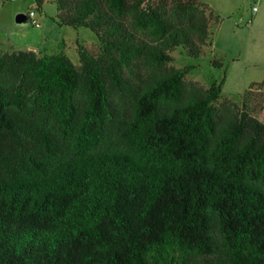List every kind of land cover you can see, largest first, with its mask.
<instances>
[{"label": "trees", "instance_id": "1", "mask_svg": "<svg viewBox=\"0 0 264 264\" xmlns=\"http://www.w3.org/2000/svg\"><path fill=\"white\" fill-rule=\"evenodd\" d=\"M49 1L99 44L77 65L0 52V264H264V108L244 102L264 81L235 104L171 65L219 17L199 0Z\"/></svg>", "mask_w": 264, "mask_h": 264}, {"label": "rangeland", "instance_id": "2", "mask_svg": "<svg viewBox=\"0 0 264 264\" xmlns=\"http://www.w3.org/2000/svg\"><path fill=\"white\" fill-rule=\"evenodd\" d=\"M236 1L231 0V5ZM212 2L214 7H209L219 18L217 24H211V45L197 57L184 54L178 47L171 53L174 59L171 65L191 67L186 76L188 81L197 82L205 89L213 83L221 84L220 100L240 104L252 84L264 81V39L260 31L247 26L248 18L239 22L233 16L238 9L231 14L232 7H218L219 0ZM218 8L223 9L219 12ZM244 8L248 9L247 5ZM31 11L39 27L29 21L16 23L17 15L27 16ZM55 15L56 8L49 0L43 1L40 11L36 10L34 0H0V52L34 51L38 55H53L63 51L77 65L78 45L93 50L98 48L94 33L85 28L58 26L53 22ZM244 102L259 116L264 108V88L247 92Z\"/></svg>", "mask_w": 264, "mask_h": 264}, {"label": "crops", "instance_id": "3", "mask_svg": "<svg viewBox=\"0 0 264 264\" xmlns=\"http://www.w3.org/2000/svg\"><path fill=\"white\" fill-rule=\"evenodd\" d=\"M199 1L207 4L210 7H214V5H215L212 2L213 0H199ZM230 1L231 0H219L218 7H220L222 5H223L222 7H227V6L232 7L233 9L230 12L231 14L234 13L233 10L237 11V9H238V12L234 13L233 16L235 18H237V20L239 22L242 19H244V18H248L246 20L247 26L248 27L251 26L254 30L260 31L261 37H262V39H264V0H259V1H255V0H237L235 2L234 6L231 5ZM246 5H247L248 9L244 8ZM253 7H256L257 11L253 12L252 11ZM243 8L245 10H243ZM220 9H223V8H218L216 10L219 11ZM248 21H250V23H248ZM239 22H237V23H239ZM236 25H238V24H236Z\"/></svg>", "mask_w": 264, "mask_h": 264}, {"label": "water", "instance_id": "4", "mask_svg": "<svg viewBox=\"0 0 264 264\" xmlns=\"http://www.w3.org/2000/svg\"><path fill=\"white\" fill-rule=\"evenodd\" d=\"M27 21V18L25 15L19 14L16 17V23L17 24H21V23H25Z\"/></svg>", "mask_w": 264, "mask_h": 264}, {"label": "built area", "instance_id": "5", "mask_svg": "<svg viewBox=\"0 0 264 264\" xmlns=\"http://www.w3.org/2000/svg\"><path fill=\"white\" fill-rule=\"evenodd\" d=\"M12 1H16V0H12ZM255 1H259V0H255ZM252 11H253V12L257 11V8H256V7H253V8H252ZM33 16H34L33 12H30V13L28 14V17H27V18H28V19H32ZM248 23H250V21H248ZM35 26L37 27L38 25L35 24Z\"/></svg>", "mask_w": 264, "mask_h": 264}]
</instances>
